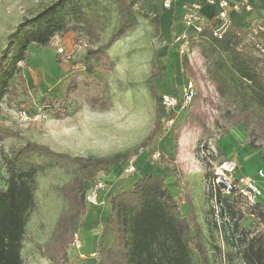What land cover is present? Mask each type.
I'll list each match as a JSON object with an SVG mask.
<instances>
[{
  "label": "rangeland",
  "instance_id": "obj_1",
  "mask_svg": "<svg viewBox=\"0 0 264 264\" xmlns=\"http://www.w3.org/2000/svg\"><path fill=\"white\" fill-rule=\"evenodd\" d=\"M51 2L0 0V52L6 45L7 36L23 17L35 15ZM161 2L140 1L136 6L139 24L128 36L115 41L100 59L91 57L88 51L106 45L119 23V7L112 1H83L85 5L88 3L85 10L94 21V33L91 36L84 30L70 32L67 40L81 39L88 45L71 59L65 60L63 56L56 55L59 46L67 49L59 36L53 38L51 47H29L28 59L20 63L29 89L24 92L16 77L12 83V91L16 95L11 94L2 102L0 124L11 129L12 134L0 143V174L4 171L1 152L29 143L47 146L55 153L82 156L88 160L127 152L121 164L99 169L92 175L90 186L97 180H103L106 184V189L98 196L100 205L107 207L110 194L130 187L144 174L162 175L180 203L181 210L188 213L187 197L192 200L203 228L211 263L220 264L215 245L221 247L222 255L235 251V246L227 242L222 230H216L206 201V173L213 172L221 160L227 159L218 154L216 142L227 154L232 153L229 158L236 159L240 168L239 158L246 165V170L258 174L264 171V141H254L253 135L243 124L229 126L221 118L216 106L220 99L217 84L208 77L206 65L192 49L189 51L191 64L199 72V77L195 74L193 79L195 94L185 107L170 114L175 120L171 126L168 125V113L163 109L162 100L159 101L152 93L151 86L162 94L175 93L182 100L191 79L183 76L179 52L172 42L173 35L179 29L176 21L169 26L170 20L161 17V29L156 30L153 17L163 10ZM252 19L247 21L248 25H244L250 37ZM243 24L239 23L241 27ZM255 54L259 56V53ZM223 55L230 60V53ZM62 63L64 65H60ZM151 74H154L152 79ZM73 80L75 87L66 95V89ZM93 96L104 98L108 107L92 108L89 99ZM44 97L57 99V104L67 106L70 115H65L64 107L59 112L51 111L42 102ZM185 101L187 98L181 104H185ZM24 108L29 115L26 120L20 117V111ZM158 118L161 124L153 138L148 140ZM216 118H219L218 124ZM203 124L212 128L214 136L208 141L209 149L198 157L195 148ZM252 142L261 148H253ZM157 152L160 153L158 158L154 157ZM205 155L209 164L202 159ZM133 157H137L139 168L131 175L125 172V165ZM77 174V164L70 161L68 165L47 169L39 175L37 208L30 215L22 250L24 264H52L44 254L45 244L53 238L60 215L71 203L63 188ZM239 209L243 217L237 221L239 230L234 235V242L240 238L242 230L254 234L264 229V222L255 220L243 204ZM89 213L80 217V221H83L81 229L75 233L81 247H76L73 242L66 255L73 264H97L96 254L92 252L103 239V215L100 208L93 214Z\"/></svg>",
  "mask_w": 264,
  "mask_h": 264
},
{
  "label": "trees",
  "instance_id": "obj_2",
  "mask_svg": "<svg viewBox=\"0 0 264 264\" xmlns=\"http://www.w3.org/2000/svg\"><path fill=\"white\" fill-rule=\"evenodd\" d=\"M83 1L52 0L35 15L23 17L9 33L6 45L0 52V114L5 97L16 95L12 91L16 77L24 92L29 89L20 63L28 59L30 46L51 47L55 36L64 38L66 34L79 30L93 35L94 21L85 10L88 3L85 5ZM104 1L115 2L120 17L106 45L88 51L96 59H100L102 53L115 41L128 36L139 24L136 6L142 0ZM161 7L168 11L164 18L170 19L169 26H172L174 12L171 8H165L163 2ZM161 17L162 11L153 17L157 31L161 29ZM70 21L73 22L72 26ZM242 21V27L230 23L221 38L214 37L208 27L196 37V34H192L190 49L196 51V57L203 60L206 74L217 84L220 99L216 106L221 118L229 126L243 124L253 135L254 141H264V53L256 46L257 42L264 45V36L260 35L256 40L250 37L244 27L248 25V20ZM80 24L83 25L80 27ZM223 53H230V60ZM179 59L183 76L194 79L196 69L191 64L189 53L179 55ZM153 77L154 74H151V79ZM74 82L68 85L66 95L74 89ZM151 87L154 96L162 100L163 94L153 85ZM42 102L53 112H59L64 107L65 115H70L67 106L57 104L55 98L44 97ZM89 104L92 108L108 107L104 98L96 96L90 97ZM156 120L155 129L147 137L148 140L153 138L161 124L159 118ZM215 122L218 124L219 118ZM11 134V129L0 124V143ZM213 136L212 128L203 124L195 148L198 157L201 152L205 153L209 149L208 141ZM252 147L261 148L255 143ZM216 149L220 156L224 155L218 141ZM126 155L127 152L88 160L82 156L70 157L55 153L47 146L34 143L1 152L4 171L0 174V264H24L22 250L30 215L37 208L38 177L47 169L68 165L70 161L77 164L78 173L63 188L71 203L60 215L53 238L45 244L44 254L52 264H73L66 255L75 240V233L81 229L83 221H80V217L90 212L86 196L91 188L92 175L99 169L121 164ZM202 159L207 161L208 156H202ZM138 165L136 158V170ZM212 175V171L206 173V201L210 217L216 230H222L227 242L235 246V251L222 255L221 247L215 245L220 264H264V229L254 234L242 230L237 242L233 241L239 230L237 221L243 217L240 204L246 207L255 220L264 222V197L253 207H248L240 197L231 199L218 187H214L211 183ZM187 202L188 213L181 210L165 178L155 173L144 174L130 187L110 194L106 202L108 205L103 209L105 212H102L103 239L95 250L97 264H212L195 205L190 197H187ZM219 219L220 223L217 222ZM239 242H242L240 246Z\"/></svg>",
  "mask_w": 264,
  "mask_h": 264
},
{
  "label": "built area",
  "instance_id": "obj_3",
  "mask_svg": "<svg viewBox=\"0 0 264 264\" xmlns=\"http://www.w3.org/2000/svg\"><path fill=\"white\" fill-rule=\"evenodd\" d=\"M175 0H162L163 6L167 9L172 8ZM259 0H191L183 3L182 11V27L173 35L172 42L174 47L178 50L179 55L183 56L189 53L192 34L196 37L205 28L212 31L214 37L221 38L223 33L229 28L232 13H253L251 21V36L256 40L258 36H264V13L258 15L256 4ZM211 5L215 7V12L211 18H208L203 13V7ZM87 42L78 39L73 40L70 49H65L64 46H59L57 55L63 56L65 60H69L75 53L84 50L87 47ZM257 48L264 53V45L257 42ZM199 75L198 70L195 72ZM188 87L185 88V96L180 99L179 95L174 93H165L162 95L163 109L168 113V125H172L174 117L170 114L176 112L179 108L185 107L187 102H190L194 96L193 91V78H189ZM187 98L185 104L181 102ZM22 119H28V111L26 108L20 111ZM154 157H160V153L154 154ZM136 158H130L126 164L125 172L133 174L136 172ZM240 165L236 159L227 158L221 160L213 169L211 183L214 187H218L222 193L231 199L240 197L246 206L253 207L257 204L264 194L262 187L259 185L256 176H249L239 174L238 170ZM260 178L264 179V171L261 170L257 174ZM106 189V184L103 180H97L91 186L87 193L86 199L89 204L97 205L99 203L100 193ZM76 247H81L80 240L76 236L74 240ZM96 254V253H95Z\"/></svg>",
  "mask_w": 264,
  "mask_h": 264
},
{
  "label": "crops",
  "instance_id": "obj_4",
  "mask_svg": "<svg viewBox=\"0 0 264 264\" xmlns=\"http://www.w3.org/2000/svg\"><path fill=\"white\" fill-rule=\"evenodd\" d=\"M186 1H191V0H175L173 2V5H172V12H174V20L176 21L177 23V26L178 28L182 27V11H183V3L186 2ZM256 10L258 11V15H261L262 13H264V0H259L258 3L256 4ZM215 12V7H212L211 5H205L203 7V13L208 17V18H211L213 13ZM162 13H163V17L166 16V14L168 13L167 10H162ZM252 13H245V14H240V13H232L231 15V25H239V23L243 22L242 19H247L249 20L251 17H252ZM170 20V19H169ZM173 20V21H174ZM71 33H68L66 36H64L63 41H64V44L65 46L67 47V49H70L71 47V43L73 42V39L70 41V40H67V37H70L68 35H70ZM67 40V41H66ZM57 55V53H56ZM57 57V56H56ZM60 65H64L63 63L60 64ZM224 155L223 157H231L232 153L230 154H227L226 151L224 150ZM239 161L241 163V168H239L238 170V173L239 174H245V175H249V176H256L257 177V181L259 183V185L262 187L263 189V192H264V179L263 178H260L258 175H257V172H250L249 170H246V165L244 163H242V161L240 160L239 158ZM259 171V170H258ZM263 197H264V194H263ZM264 200V199H263ZM97 208H100V213L102 212H105L103 211V209L105 208V206H93L91 207V212L89 214H93V212L97 209ZM92 253L95 254V251H93Z\"/></svg>",
  "mask_w": 264,
  "mask_h": 264
}]
</instances>
